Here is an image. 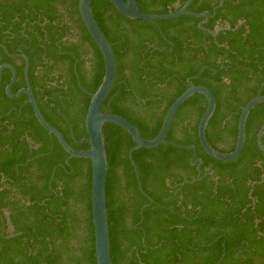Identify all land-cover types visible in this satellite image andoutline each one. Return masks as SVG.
<instances>
[{"label": "trees", "instance_id": "16d2710c", "mask_svg": "<svg viewBox=\"0 0 264 264\" xmlns=\"http://www.w3.org/2000/svg\"><path fill=\"white\" fill-rule=\"evenodd\" d=\"M187 0H136L145 14L179 10ZM219 0H193L188 10L212 14ZM91 11L116 62L100 107L153 139L187 79L214 95L205 135L227 154L235 146L241 108L264 82V0H223L203 27L200 18L131 20L108 1ZM222 28L215 36L216 29ZM209 31V32H208ZM28 79L44 119L74 150L89 149L84 120L104 74L78 0H0V65L11 64V93ZM204 69L203 71H201ZM0 82V264H96L91 163L70 157L37 122L26 95ZM264 95V87L261 90ZM207 102L194 94L176 111L165 142L135 147L121 127L105 123V199L112 264H264V103L249 113L245 143L228 162L207 155L197 138ZM264 145V136L261 139ZM201 159L200 178L191 149ZM133 162V163H132ZM136 167V171L134 170Z\"/></svg>", "mask_w": 264, "mask_h": 264}, {"label": "water", "instance_id": "95a60500", "mask_svg": "<svg viewBox=\"0 0 264 264\" xmlns=\"http://www.w3.org/2000/svg\"><path fill=\"white\" fill-rule=\"evenodd\" d=\"M94 0H78V11L81 17V20L89 33L90 37L100 50L103 58L104 64V74L102 81L97 88L96 92L91 95L89 106L84 120L85 130L88 137L89 149L77 151L72 149L61 133L52 127L42 116L38 105L36 103L35 97L31 90L29 79H28V59L25 55L20 54L19 56L24 60V69L23 77L25 81V87L18 90L16 93L10 92V87L13 84L16 71L11 64L4 63L0 65V82H1V73L4 69H8L11 73L10 80L5 87V93L9 98H16L22 94L26 95L27 102L31 106L33 114L37 122L48 132L49 135H53L63 150L69 154L70 157L74 158H85L90 160L91 163V189H90V200H91V214H92V225H93V235H94V250H95V263L96 264H112L110 258V245H109V227L107 221V209H106V199H105V182L107 175V155L105 149L104 137L102 134V127L105 123H112L121 128H123L132 138L135 143V147L129 151V158L131 159V153L133 150L138 148H153L160 144L167 143L165 142V136L169 130L173 117L180 107V105L191 97L194 94H201L205 97L207 105L205 111L199 121L197 128V138L199 144L203 151L210 157L221 161L228 162L235 159L241 152L244 143H245V125L247 117L250 111L258 104L264 103V95H261V90L264 87V82L260 85V88L257 92V95L248 101L240 110L238 122H237V137L233 150L227 154H222L215 149H213L205 135L207 124L212 117L216 101L213 93L204 86H195L191 79H187L188 88L182 92L170 105L164 120L162 122L161 128L158 134L153 139H145L138 132L137 128L132 125L125 118L105 114L100 111V107L103 104L104 100L108 96L111 87L114 82L115 73H116V62L112 47L102 31L100 30L97 22L95 21L92 11L91 3ZM111 3L117 11L131 19V20H143V21H154V20H170L175 19L181 16H191L195 18H200L201 20L198 23V28L207 32L203 25L207 22L209 17L215 15V10L221 6L223 0H219V4L213 9L212 14H209L207 11L201 13H194L188 10L190 4L193 0H187L186 3L177 11L170 12L167 14H145L142 13L137 5L136 0H105ZM222 28H218L214 33L209 32L212 36H215ZM202 69L201 71H203ZM264 136V129L260 130L256 135V143L258 148L264 152V145L261 142L262 137ZM175 145V144H174ZM183 149L192 150V158L190 163L196 165L197 177L200 178V164L201 159L195 158V147L194 146H178ZM133 163V162H132ZM136 171V167L134 166ZM264 181V173L257 182L251 184V189L249 191V196L253 190V187L257 184H261Z\"/></svg>", "mask_w": 264, "mask_h": 264}]
</instances>
